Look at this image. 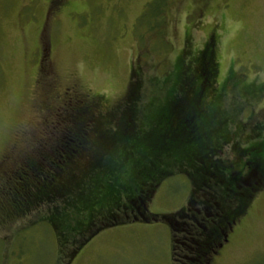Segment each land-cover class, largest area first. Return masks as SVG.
<instances>
[{"label":"rangeland","instance_id":"374dc122","mask_svg":"<svg viewBox=\"0 0 264 264\" xmlns=\"http://www.w3.org/2000/svg\"><path fill=\"white\" fill-rule=\"evenodd\" d=\"M151 1L0 0V264H59L49 226L32 225L35 213L19 220L3 190L26 152L36 157L44 141L62 136L72 96L96 97L105 112L133 79L143 95L141 125L148 128L177 61L192 59L212 40L221 90L212 95L239 123L236 143L264 139V0H167L162 20L150 29L143 12ZM191 190L187 175L174 171L148 211L176 213L187 207ZM232 230L210 263L264 264V187ZM72 264H174L171 229L162 222L106 229Z\"/></svg>","mask_w":264,"mask_h":264},{"label":"trees","instance_id":"16d2710c","mask_svg":"<svg viewBox=\"0 0 264 264\" xmlns=\"http://www.w3.org/2000/svg\"><path fill=\"white\" fill-rule=\"evenodd\" d=\"M167 5L152 0L146 6L142 15L150 18L149 28L162 20ZM177 62L152 126H142L143 95L133 79L125 97L105 112L96 97L72 96L62 136L44 141L36 157L26 152L7 178L8 207L19 220L35 213L32 225L49 226L59 264H72L100 232L134 222L169 225L174 264H210L264 187V139L236 143L241 127L212 95L221 91L215 88L214 41ZM242 161L245 174L237 169ZM174 171L190 179L187 207L150 213L155 190Z\"/></svg>","mask_w":264,"mask_h":264},{"label":"flooded vegetation","instance_id":"af4514ba","mask_svg":"<svg viewBox=\"0 0 264 264\" xmlns=\"http://www.w3.org/2000/svg\"><path fill=\"white\" fill-rule=\"evenodd\" d=\"M232 231H233V230H232ZM229 235H230V233L226 234V236H225V238H224V243H222V244L220 245L219 251H220L221 249H223L224 246L228 243V241H229ZM219 251L216 253V255L219 254ZM210 264H213V261H212V263H210Z\"/></svg>","mask_w":264,"mask_h":264}]
</instances>
